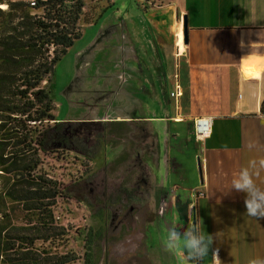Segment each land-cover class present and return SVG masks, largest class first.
I'll return each mask as SVG.
<instances>
[{
	"label": "crops",
	"instance_id": "0c3cea01",
	"mask_svg": "<svg viewBox=\"0 0 264 264\" xmlns=\"http://www.w3.org/2000/svg\"><path fill=\"white\" fill-rule=\"evenodd\" d=\"M144 1H126L129 5L107 13L119 3L126 4L125 0H98L100 8L88 22L84 14L80 16V36L67 52L87 30L94 29L91 44L76 52L77 65L81 69L87 63L86 51L106 50L99 71L105 87L97 91L89 116L65 118L63 123L94 120L135 125L128 121L135 120L131 110L136 103L155 94V87L164 82H172V89L178 85L179 96L170 97L174 109L166 121L174 124L171 149L192 148L202 170L194 223L201 224L207 234L218 233L212 250L219 248L222 264L264 259V219L245 215V194L231 191V180L241 166L264 157L261 102L253 112L242 110L241 102L243 73L264 71V0H156L164 2V7L147 9ZM183 18L187 42L182 48ZM208 118L209 134L196 141L193 122ZM260 180L264 182V172ZM149 225L144 229L145 241L133 242L134 250L139 244L143 252H133L132 264H163V243L148 241ZM153 248L157 255L151 253Z\"/></svg>",
	"mask_w": 264,
	"mask_h": 264
},
{
	"label": "rangeland",
	"instance_id": "374dc122",
	"mask_svg": "<svg viewBox=\"0 0 264 264\" xmlns=\"http://www.w3.org/2000/svg\"><path fill=\"white\" fill-rule=\"evenodd\" d=\"M24 1L31 5L35 0ZM97 1L84 0L81 15L84 14L85 22L100 8ZM128 2L119 3L107 13L129 5ZM144 3L146 9L161 8L165 4L156 0ZM72 4L68 2L69 6ZM1 10L5 11L6 6ZM33 13L41 15L42 11ZM94 33V29L87 30L54 66L50 83L43 84L50 90L58 122L63 123L69 117L89 116L97 91L105 87L99 71L106 50L86 51L87 63L81 69L77 65L76 52L81 46L91 44ZM263 82V70L245 71L242 75L244 95L247 87H259L261 92L263 88L264 98ZM169 83L155 87V94L136 103L131 110L135 120L128 121L135 125L94 120L72 123L76 134L90 148L87 154L65 152L53 154L47 160L49 174L55 180L64 184L80 183L72 193L76 200H62L57 208L59 223L67 235L65 243L56 251L78 258L70 264H83L84 259H89L91 264H132L133 242L145 241L147 224H150L148 241H162L163 234L174 224H182L186 230L190 220L194 223V203L200 195L197 186L201 183L202 170L192 148L172 150L175 143L170 136L174 134V124L166 119L174 109V101L170 98L174 87L172 89V82ZM241 102L243 107L245 99ZM261 117L264 120V114ZM153 131L155 136H152ZM193 146L198 148L199 145ZM150 210L154 214H150ZM126 240L133 250L124 256L116 255L115 244ZM137 246L135 252L142 253L143 245ZM151 253L157 255L158 250L153 248ZM160 254L163 264H177L176 256L164 245Z\"/></svg>",
	"mask_w": 264,
	"mask_h": 264
},
{
	"label": "trees",
	"instance_id": "16d2710c",
	"mask_svg": "<svg viewBox=\"0 0 264 264\" xmlns=\"http://www.w3.org/2000/svg\"><path fill=\"white\" fill-rule=\"evenodd\" d=\"M83 2L35 0L31 6L0 0L6 6L0 9V264L78 260L56 251L67 235L57 208L62 200H76L72 193L80 183L55 180L47 160L65 152L85 155L90 148L74 125L56 121L43 84L80 36ZM37 10L42 14L33 13ZM259 113L264 114V98Z\"/></svg>",
	"mask_w": 264,
	"mask_h": 264
},
{
	"label": "clouds",
	"instance_id": "9594fccd",
	"mask_svg": "<svg viewBox=\"0 0 264 264\" xmlns=\"http://www.w3.org/2000/svg\"><path fill=\"white\" fill-rule=\"evenodd\" d=\"M264 172V157L248 160L231 180V191L244 193L246 214L251 218L264 219V182L260 176ZM213 236L207 234L201 224L192 220L186 230L182 224H174L162 236L164 247L177 258V264H222L219 258V248L212 250ZM118 256L130 254L133 246L130 241H118L114 246ZM212 250L211 260H208ZM247 264H264V259L250 258Z\"/></svg>",
	"mask_w": 264,
	"mask_h": 264
},
{
	"label": "bare ground",
	"instance_id": "6f19581e",
	"mask_svg": "<svg viewBox=\"0 0 264 264\" xmlns=\"http://www.w3.org/2000/svg\"><path fill=\"white\" fill-rule=\"evenodd\" d=\"M0 8H4L3 5H0ZM179 46L183 48V38L182 36H180L179 38ZM246 92L245 95L243 93L242 97H241V101H243V99H245V104L242 107V110H244L245 112H253L257 109L259 103L261 102L262 98H263V94L260 91V88H252V87H247L246 88ZM200 140L202 141L203 138L200 137Z\"/></svg>",
	"mask_w": 264,
	"mask_h": 264
},
{
	"label": "built area",
	"instance_id": "2783aa9c",
	"mask_svg": "<svg viewBox=\"0 0 264 264\" xmlns=\"http://www.w3.org/2000/svg\"><path fill=\"white\" fill-rule=\"evenodd\" d=\"M33 5L34 3L32 2L31 6ZM178 96H179V87L178 85H175L174 92L170 93V97L177 98ZM210 126H211V118L199 119L193 122V132L196 141H201L200 137L204 139L209 134Z\"/></svg>",
	"mask_w": 264,
	"mask_h": 264
},
{
	"label": "water",
	"instance_id": "95a60500",
	"mask_svg": "<svg viewBox=\"0 0 264 264\" xmlns=\"http://www.w3.org/2000/svg\"><path fill=\"white\" fill-rule=\"evenodd\" d=\"M182 28H183V43L186 44V42H187V31H186L185 18H183V21H182Z\"/></svg>",
	"mask_w": 264,
	"mask_h": 264
}]
</instances>
